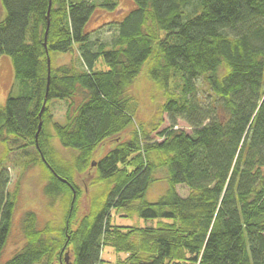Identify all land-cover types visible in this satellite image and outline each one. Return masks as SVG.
<instances>
[{
	"label": "trees",
	"instance_id": "1",
	"mask_svg": "<svg viewBox=\"0 0 264 264\" xmlns=\"http://www.w3.org/2000/svg\"><path fill=\"white\" fill-rule=\"evenodd\" d=\"M1 1L0 57L12 59L18 88L0 106V143L28 156L26 170H46L44 193L57 209L43 225L23 215L26 244L4 264H65L67 252L69 264H104V246L125 254L115 264H264V0H134L123 21L90 31L97 7L114 11L117 0ZM104 29L111 43L93 40ZM145 66L164 96L148 124L136 120L130 94ZM56 102L66 105L64 124ZM55 136L78 151L71 167ZM107 143L116 147L94 160ZM93 170L102 193L78 218ZM86 172L82 188L76 176ZM160 172L168 189L152 203ZM10 184L2 165L0 258L20 191ZM114 211L158 222L121 226Z\"/></svg>",
	"mask_w": 264,
	"mask_h": 264
},
{
	"label": "rangeland",
	"instance_id": "2",
	"mask_svg": "<svg viewBox=\"0 0 264 264\" xmlns=\"http://www.w3.org/2000/svg\"><path fill=\"white\" fill-rule=\"evenodd\" d=\"M118 8L111 11L105 7H97L95 14L93 15L91 22L88 26L90 30H99L109 23H120L124 18L135 8L134 0H117ZM6 12L2 1L0 0V22L4 20ZM115 33L110 32L108 29H104L98 36H93V40H102L105 43H111ZM57 63L63 64L69 59V55L59 54L57 55ZM200 94L204 98L210 93L207 87L199 82ZM18 84L15 77V69L12 59L9 56L3 55L0 57V106H5L7 99L11 92L17 93ZM130 94L134 97L136 103L138 104V109H136V120L140 123H151L154 119L160 117V109L164 102V96L158 87L150 80L148 76V71L146 66L141 71L138 78L133 84ZM65 112L66 105L64 102H56L53 104V114L54 120L56 122L65 123ZM170 125L169 121L166 119L164 128ZM177 125L188 133L192 132V128L187 125L184 121L179 120ZM138 127L136 126V129ZM126 136V135H125ZM154 139L157 138L156 135L153 136ZM161 140V138H158ZM53 145L59 152L61 162L64 166L71 167L74 163V158L78 154L75 149L67 148L63 146L60 140L55 136L53 138ZM116 147L115 143H107L100 145L94 155V160H102L111 150ZM27 155H20L19 152H12L11 154H6V150L3 144L0 143V169L1 166H8V171L11 176L10 190L14 191L15 187L19 184L20 191L17 197V207L15 210L13 224L11 228V233L8 238L7 245L0 258V263L4 264L10 260L16 252L20 251L26 244V240L23 236L21 229V223L23 215L28 211L35 212L39 217L40 225L54 220L56 217V210L49 207L47 198L44 193V187L47 182L46 170L42 166H37L32 169L26 170L24 163L27 161ZM97 175V170H93L90 177H88V189L87 194L83 190V195L79 201V211L78 218H82L89 212L90 202L93 198L99 196L102 190L98 192L96 186L91 185L94 177ZM165 172H160L157 174L158 181L153 183L149 188L146 200L152 203L157 202L162 195H164L168 189V184L165 179ZM87 178V172L83 174H77L76 180L81 185L82 180ZM82 187V188H83ZM18 188V186H17ZM178 192L182 196L188 194V189L184 186H178ZM72 202L71 211L73 209ZM57 208V207H56ZM124 213L118 214L113 212V224L121 226H156L157 220L147 221L143 218L135 217L130 218L123 216ZM125 254H117L115 250L110 246H104L102 252V259L104 264H115L119 259H124ZM60 264V263H55Z\"/></svg>",
	"mask_w": 264,
	"mask_h": 264
},
{
	"label": "water",
	"instance_id": "3",
	"mask_svg": "<svg viewBox=\"0 0 264 264\" xmlns=\"http://www.w3.org/2000/svg\"><path fill=\"white\" fill-rule=\"evenodd\" d=\"M49 74H50V71H49ZM41 128H42V123L40 124V126H39V130H38V133H37V139H38V136H39V132L41 131ZM42 158H43V160L44 161H46V159H45V157L42 155ZM93 166H96V164H94ZM64 182H67V180H65V179H62ZM74 200H75V195H74ZM74 200H73V202H74ZM65 264H69V253L67 252L66 253V258H65Z\"/></svg>",
	"mask_w": 264,
	"mask_h": 264
},
{
	"label": "crops",
	"instance_id": "4",
	"mask_svg": "<svg viewBox=\"0 0 264 264\" xmlns=\"http://www.w3.org/2000/svg\"><path fill=\"white\" fill-rule=\"evenodd\" d=\"M125 257H126V256H125ZM125 257H124V258H125Z\"/></svg>",
	"mask_w": 264,
	"mask_h": 264
}]
</instances>
